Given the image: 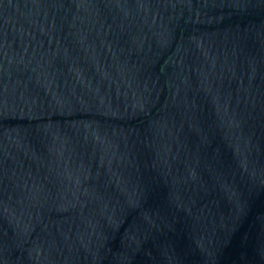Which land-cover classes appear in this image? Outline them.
Listing matches in <instances>:
<instances>
[{
  "label": "water",
  "instance_id": "95a60500",
  "mask_svg": "<svg viewBox=\"0 0 264 264\" xmlns=\"http://www.w3.org/2000/svg\"><path fill=\"white\" fill-rule=\"evenodd\" d=\"M0 264H264V0H0Z\"/></svg>",
  "mask_w": 264,
  "mask_h": 264
}]
</instances>
